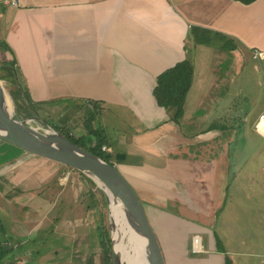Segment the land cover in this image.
Here are the masks:
<instances>
[{
    "label": "crops",
    "instance_id": "0c3cea01",
    "mask_svg": "<svg viewBox=\"0 0 264 264\" xmlns=\"http://www.w3.org/2000/svg\"><path fill=\"white\" fill-rule=\"evenodd\" d=\"M15 1L0 0V79L12 99L60 116L57 125L72 120L87 134L104 132L103 146L119 157L114 163L144 203L166 264H225L227 257L264 264V240L240 235L238 203L228 196L237 178L234 126L216 124L231 114L239 48L264 63V0ZM192 25L226 35L236 49L195 44ZM188 58L193 82L176 124L154 89L160 74ZM195 133L203 135L190 146L185 140ZM196 141L205 143L198 152ZM6 143L0 142V197L8 204L0 207V245L8 252L0 262L47 264V251L55 253L61 240L48 244L40 223L48 180L60 164L18 147L8 152ZM191 180L199 183L193 193ZM195 235L203 237L199 256L191 250Z\"/></svg>",
    "mask_w": 264,
    "mask_h": 264
},
{
    "label": "rangeland",
    "instance_id": "374dc122",
    "mask_svg": "<svg viewBox=\"0 0 264 264\" xmlns=\"http://www.w3.org/2000/svg\"><path fill=\"white\" fill-rule=\"evenodd\" d=\"M239 55L243 65L237 71L236 95H231L234 97L231 107H229L230 110L232 109L229 110L231 116L221 117L216 124L220 122L224 126H228L232 123L235 130L230 153L236 160L232 172H236L237 178L236 182L231 183L228 196L229 199H232V195H234L233 199L238 203L239 217L237 220L241 224L239 233L241 236L254 233L256 240H264V135L255 130L259 116L264 113V63L263 60H255L252 57V52L240 48ZM5 88L9 92V88L7 86ZM13 101L16 116L20 119L29 118L30 124L40 131H52V129L60 133L64 131L81 142L84 141L87 146L96 144L93 138L97 135L93 136L82 132L80 127L72 125V120L66 124L57 125L60 116L56 113L36 112L34 109L29 111L21 99L14 100L13 98ZM27 104L29 103L27 102ZM28 111L31 112V115ZM229 112L227 113L229 114ZM179 123L176 122V124ZM99 132L98 128L97 134ZM202 135V133L191 134L185 141H189L191 146L190 142L195 143L194 140ZM193 143L192 145H194ZM11 145L8 143L4 145L9 150L8 152L17 149L16 146ZM195 145L197 148L194 151L198 152L199 149L204 148L205 143L196 141ZM102 150L108 152L103 147ZM58 164H60L58 165L61 168L60 171L55 177L48 180L46 186V216L40 223V228H44L40 235L45 232L48 244L54 240H61L56 245L59 248L55 253L51 249L47 251V264H108V259L111 264H116L106 194L95 181L84 173L61 163ZM190 184L189 190L193 193L199 183L191 180ZM19 201L24 202L23 199H19ZM33 205L35 204L30 205L31 215L34 213ZM0 207H8L7 201L1 197ZM175 213L185 217L184 212L176 211ZM191 215L198 218L195 216L197 214ZM32 221L33 215L30 216V222ZM250 224L254 229L253 232L250 230ZM213 230V228L208 230V233H213ZM36 236H38V232L32 236V239ZM125 243L128 251H131V243L128 238L125 239ZM61 244L62 246H58ZM105 248L109 249L107 254L104 253ZM192 253L194 256L202 255V252L194 253L192 251ZM124 264L127 263L124 261Z\"/></svg>",
    "mask_w": 264,
    "mask_h": 264
},
{
    "label": "water",
    "instance_id": "95a60500",
    "mask_svg": "<svg viewBox=\"0 0 264 264\" xmlns=\"http://www.w3.org/2000/svg\"><path fill=\"white\" fill-rule=\"evenodd\" d=\"M13 99L0 79V139L18 148L79 170L90 177L106 194L110 211V194L126 214L133 230L145 241L148 264H166L157 234L148 218L144 203L134 186L116 164H111L97 154L85 149L55 129L40 131L30 124L29 118L20 119L14 113ZM110 194H109V193ZM111 234L114 224L111 212ZM116 264H124L122 254L114 249Z\"/></svg>",
    "mask_w": 264,
    "mask_h": 264
},
{
    "label": "trees",
    "instance_id": "16d2710c",
    "mask_svg": "<svg viewBox=\"0 0 264 264\" xmlns=\"http://www.w3.org/2000/svg\"><path fill=\"white\" fill-rule=\"evenodd\" d=\"M244 3H252L255 0H240ZM189 38L195 44H203L207 46L218 47L222 50H234L236 49V43L234 40L228 38L226 35L213 31L208 28L192 25L189 30ZM194 76V64L191 59H185L175 66L167 69L162 74L159 75L157 80V85L154 89V94L158 100V103L161 106H164L170 110H172L173 114L171 118L175 122H179L184 115V104L186 101L187 94L192 86ZM18 90H12V93ZM16 100V99H14ZM30 107L25 103L26 109L29 111L33 109L31 107L33 103L30 101ZM28 111V112H29ZM31 115V112H29ZM27 117V116H26ZM224 126V125H223ZM222 126V127H223ZM217 125L213 124L211 128H216ZM225 127V126H224ZM70 140L84 147L85 149L97 154L102 157L104 160L108 161L111 164H115L114 160L119 157L113 156L109 152H103L102 147L107 142V139L104 136V132L98 133L96 132V144L92 146H87L84 141L78 140L74 138L69 133L61 132ZM100 134V135H99ZM0 142H4V140L0 139ZM76 170V169H74ZM79 171V170H76ZM109 249H104V253L107 254ZM8 251L5 250L4 245H0V261L6 256ZM108 259V264L111 262ZM0 264H6L4 262H0ZM14 264V263H9ZM113 264V263H112ZM225 264H234L232 260L227 257Z\"/></svg>",
    "mask_w": 264,
    "mask_h": 264
},
{
    "label": "bare ground",
    "instance_id": "6f19581e",
    "mask_svg": "<svg viewBox=\"0 0 264 264\" xmlns=\"http://www.w3.org/2000/svg\"><path fill=\"white\" fill-rule=\"evenodd\" d=\"M98 185L102 186L101 182H98ZM110 199V212L114 224V249L119 254H122V260L127 264H148L145 241L133 230L124 209L118 203L113 202V196L111 194ZM127 238L131 243V251H128L125 243V239ZM136 258L137 260H135Z\"/></svg>",
    "mask_w": 264,
    "mask_h": 264
},
{
    "label": "built area",
    "instance_id": "2783aa9c",
    "mask_svg": "<svg viewBox=\"0 0 264 264\" xmlns=\"http://www.w3.org/2000/svg\"><path fill=\"white\" fill-rule=\"evenodd\" d=\"M12 1H13V3H16L15 0H12ZM254 53H255V56H257V55H261V54H263V51L255 50ZM255 127H256V131H257L259 134L264 135V113H262V114L259 116V118H258V120H257V122H256ZM103 148H104L105 150L109 151V148H108L107 146H103ZM192 241H193V242H192V251H193L194 253L205 252L202 236H200V235H195V236L193 237V240H192ZM198 245L201 246V247H199Z\"/></svg>",
    "mask_w": 264,
    "mask_h": 264
}]
</instances>
